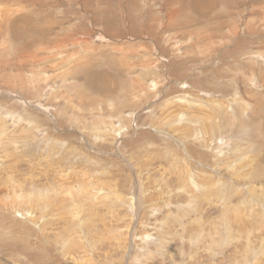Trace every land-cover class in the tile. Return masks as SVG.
<instances>
[{
    "label": "rangeland",
    "instance_id": "obj_1",
    "mask_svg": "<svg viewBox=\"0 0 264 264\" xmlns=\"http://www.w3.org/2000/svg\"><path fill=\"white\" fill-rule=\"evenodd\" d=\"M0 264H264V0H0Z\"/></svg>",
    "mask_w": 264,
    "mask_h": 264
},
{
    "label": "bare ground",
    "instance_id": "obj_2",
    "mask_svg": "<svg viewBox=\"0 0 264 264\" xmlns=\"http://www.w3.org/2000/svg\"><path fill=\"white\" fill-rule=\"evenodd\" d=\"M16 32H21V31H19V30H16ZM246 109V108H245ZM228 178V177H227ZM72 192V191H71ZM137 204V203H136Z\"/></svg>",
    "mask_w": 264,
    "mask_h": 264
}]
</instances>
